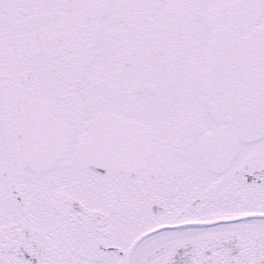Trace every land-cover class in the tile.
<instances>
[{
    "label": "snow or ice",
    "instance_id": "6c2138e0",
    "mask_svg": "<svg viewBox=\"0 0 264 264\" xmlns=\"http://www.w3.org/2000/svg\"><path fill=\"white\" fill-rule=\"evenodd\" d=\"M0 264H264V0H0Z\"/></svg>",
    "mask_w": 264,
    "mask_h": 264
}]
</instances>
